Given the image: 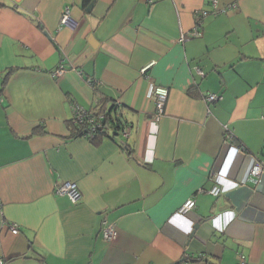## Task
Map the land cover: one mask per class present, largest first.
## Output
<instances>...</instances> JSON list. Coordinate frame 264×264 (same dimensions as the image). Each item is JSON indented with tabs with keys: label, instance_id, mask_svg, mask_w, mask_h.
Instances as JSON below:
<instances>
[{
	"label": "crops",
	"instance_id": "obj_1",
	"mask_svg": "<svg viewBox=\"0 0 264 264\" xmlns=\"http://www.w3.org/2000/svg\"><path fill=\"white\" fill-rule=\"evenodd\" d=\"M213 1L0 0L2 264H264V0L203 16ZM151 85L169 87L157 120ZM100 98L129 136L72 135L73 103Z\"/></svg>",
	"mask_w": 264,
	"mask_h": 264
},
{
	"label": "built area",
	"instance_id": "obj_2",
	"mask_svg": "<svg viewBox=\"0 0 264 264\" xmlns=\"http://www.w3.org/2000/svg\"><path fill=\"white\" fill-rule=\"evenodd\" d=\"M146 1L148 3H152L155 0H146ZM232 6H235V5L220 7L218 4V1L214 0L213 8L211 10H202V15L206 16L208 14H217ZM75 24H76V19L71 14V7L67 5L64 8L63 13H62L61 25L68 26V27H74ZM195 33H198V29L196 26L192 31V34H195ZM187 38H188L187 35L183 33L181 36V40H185ZM146 68L147 66H145L143 70H145ZM194 69L200 76L205 75L204 70L199 65H196ZM64 71H65V68L61 64L59 67L56 68L55 74L60 75L64 73ZM89 81L93 83L91 79ZM149 93L155 97L156 110H155L153 118L154 120H157L164 113L165 101L169 94V87L164 86V85H151L149 89ZM204 98L207 102H212V101L222 99L223 96L222 94L217 93V92H208L204 95ZM72 112H73L72 118L74 119V121H82L88 117L87 119L89 122H91V124L89 127V131L85 135L86 136L91 135L92 131L95 130L96 128V123L94 122L95 117H89L90 111H88L85 107L75 102L72 105ZM100 117H103V115L101 114ZM120 133L124 137L129 136L131 133L130 125L128 124L124 126V128L120 130ZM263 167H264V163L262 161L254 160L251 166V169H250L251 177L255 175H260L263 170ZM55 191L58 194L67 195L73 203L78 202L82 198V191L75 181H71V180L62 181L61 183L55 186ZM209 191L214 195H219L220 192L223 191V188L220 185L219 181H216V183L210 188ZM196 203L197 201L194 197H189L186 201H184L180 205L178 209V213L181 215L187 214L189 211H191L196 206ZM10 229L13 233L19 232V227L16 223H13L10 226ZM102 231H103L104 237L107 238L108 240H112L113 238H115L118 233L115 223L108 222V221H104V226H103ZM0 263L1 264L3 263L2 259L0 260ZM239 264H246V260L244 259V256H242Z\"/></svg>",
	"mask_w": 264,
	"mask_h": 264
},
{
	"label": "trees",
	"instance_id": "obj_3",
	"mask_svg": "<svg viewBox=\"0 0 264 264\" xmlns=\"http://www.w3.org/2000/svg\"><path fill=\"white\" fill-rule=\"evenodd\" d=\"M97 102L98 104L100 103V105L102 103L98 111L87 109L88 111H90L89 117H95L94 122L96 123V128L92 131L91 135L87 136L93 142H98L105 136L114 138L115 136L120 134V130L124 128V126L129 124L127 120L124 119V107L119 102L112 101L110 103H107L109 101L106 100L104 102L102 98L98 99ZM101 114L103 115V117H100ZM87 118L82 121H74L72 117L69 119V123L73 127V136H86L85 134L89 131V127L91 124V122H89ZM127 145L125 146L127 147ZM128 149H130L129 145Z\"/></svg>",
	"mask_w": 264,
	"mask_h": 264
},
{
	"label": "water",
	"instance_id": "obj_4",
	"mask_svg": "<svg viewBox=\"0 0 264 264\" xmlns=\"http://www.w3.org/2000/svg\"><path fill=\"white\" fill-rule=\"evenodd\" d=\"M92 5H90L88 8H90ZM199 226V223H195L194 224V227H193V230L190 232V237H192V236H194L195 235V231H196V228ZM183 259H181V260H178V261H175V262H173V263H171V264H179L181 261H182Z\"/></svg>",
	"mask_w": 264,
	"mask_h": 264
}]
</instances>
